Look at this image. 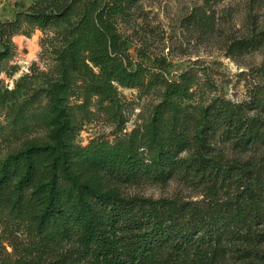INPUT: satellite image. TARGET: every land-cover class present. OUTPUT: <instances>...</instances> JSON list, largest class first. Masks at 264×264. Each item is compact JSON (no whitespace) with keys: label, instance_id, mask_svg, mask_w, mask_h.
Segmentation results:
<instances>
[{"label":"rangeland","instance_id":"1","mask_svg":"<svg viewBox=\"0 0 264 264\" xmlns=\"http://www.w3.org/2000/svg\"><path fill=\"white\" fill-rule=\"evenodd\" d=\"M116 5L125 13H112ZM85 9L111 22L118 42L108 53L116 65L140 76L138 87L112 81L86 52L69 63ZM63 11L68 14L57 26L46 29L26 18L35 12L61 16ZM17 18L22 31L12 39V58L0 67V165L27 149L56 147L57 121L74 127V145L81 148L126 143L133 137L143 144L151 137L158 111L166 109L164 122L174 115L194 120L222 103L247 106L264 89V43L239 52L231 47L264 33V0H0V22ZM184 82L190 84V95L175 100V107L165 105L168 88ZM250 116L264 120V111ZM218 150L230 161L264 159V146L242 151L221 140ZM194 152L183 150L178 162ZM148 163L134 180L106 172L107 184L128 198L202 205L212 200L208 187L184 170L160 181ZM84 171L88 178L96 173ZM23 172L21 168L13 180L5 181L0 171V264H86L76 261L74 239L52 243L39 230L36 218L44 205L34 194L50 178L46 169L39 168L28 188L19 184Z\"/></svg>","mask_w":264,"mask_h":264},{"label":"trees","instance_id":"2","mask_svg":"<svg viewBox=\"0 0 264 264\" xmlns=\"http://www.w3.org/2000/svg\"><path fill=\"white\" fill-rule=\"evenodd\" d=\"M110 10L125 13L118 5ZM66 11L61 16L35 12L26 18L30 25L46 29L57 26ZM21 21L0 22V67L13 56L12 39L21 33ZM117 42L111 22L102 13L92 17L91 10L85 9L67 60L73 65L86 52L112 81L136 88L140 76L116 65L108 53L109 46L116 50ZM263 43L264 33H260L231 47L239 52ZM189 85L170 86L165 105L175 107V100L187 98ZM54 99L61 100L58 93ZM257 110L264 111V89L247 106L222 103L194 120L174 115L164 122L166 109L158 111L151 137L143 144L133 137L126 143H92L86 148L74 145V127L57 121V146L27 149L9 158L0 165L1 179L13 180L23 168L19 184L28 188L39 168L46 169L50 178L34 194L44 205L36 218L39 230L52 243L74 239L78 262L221 264L236 260L257 264L254 261L264 260V159L230 161L218 150L221 140L235 143L242 151L264 146V120L250 116ZM185 149H194L193 157L178 162V154ZM147 161L160 181L184 170L208 187L212 200L202 205L128 198L107 184L106 172L134 180ZM79 167L83 169L80 173ZM86 168L95 169L94 177L86 176Z\"/></svg>","mask_w":264,"mask_h":264}]
</instances>
